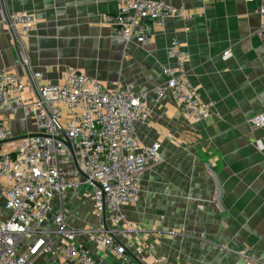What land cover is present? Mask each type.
Masks as SVG:
<instances>
[{
	"label": "crops",
	"instance_id": "crops-1",
	"mask_svg": "<svg viewBox=\"0 0 264 264\" xmlns=\"http://www.w3.org/2000/svg\"><path fill=\"white\" fill-rule=\"evenodd\" d=\"M116 1L0 0V9L34 18L24 38L33 70L57 84L60 74L73 68L106 89L127 87L141 94L150 114L136 123L135 136L161 148V162L146 169L135 202L122 208L128 225L116 229L128 246L129 263L81 232L95 217L90 189L76 175L75 190L54 195V213L40 237L50 249L33 264H55L62 243L88 248L96 264H157L158 258L169 264H264V128L248 123L264 115L260 0H161L182 8L186 17L154 26L152 42L144 46L114 37L107 16L117 12ZM173 40L189 53L187 79L210 108L204 120H187L169 93L158 96L165 83L161 68L174 62ZM18 48L0 19V71L24 77ZM0 122L14 136L0 151L17 148L22 138L38 132L28 110L0 109ZM3 203L0 186V222L6 216ZM59 214L73 238L49 233ZM140 245L147 253H135Z\"/></svg>",
	"mask_w": 264,
	"mask_h": 264
},
{
	"label": "built area",
	"instance_id": "built-area-1",
	"mask_svg": "<svg viewBox=\"0 0 264 264\" xmlns=\"http://www.w3.org/2000/svg\"><path fill=\"white\" fill-rule=\"evenodd\" d=\"M117 12L107 16L114 37L126 44L144 46L152 42L154 26L164 27L171 18H184L182 8L158 0H117ZM258 36L264 42V0H260ZM0 19L18 48L24 77L0 71V109L28 110L36 119L38 132L27 135L14 149L0 151V186L6 213L0 222V264H33L40 253L50 249L40 239L47 233L44 224L54 213L53 198L65 189L75 190L78 175L90 189L95 221L81 232L87 240L111 256L127 261V244L116 235L127 226L123 207L135 202L142 174L161 162L157 143L141 144L135 125L149 117L141 94L127 87L106 89L77 69L62 72L59 82L44 80L26 59L24 38L33 30L34 18L27 12L0 9ZM172 65L163 66L164 85L158 96L169 93L184 118L201 121L210 108L187 79L189 53L173 40L169 47ZM248 123L264 128V115ZM14 136L0 122V144ZM51 235L73 238L75 232L64 224V215L53 217ZM136 254L147 253L146 246L134 247ZM55 264H96L88 248L60 244ZM157 264H169L158 258ZM188 264V263H183Z\"/></svg>",
	"mask_w": 264,
	"mask_h": 264
},
{
	"label": "rangeland",
	"instance_id": "rangeland-1",
	"mask_svg": "<svg viewBox=\"0 0 264 264\" xmlns=\"http://www.w3.org/2000/svg\"><path fill=\"white\" fill-rule=\"evenodd\" d=\"M46 261L48 260V259H45Z\"/></svg>",
	"mask_w": 264,
	"mask_h": 264
}]
</instances>
